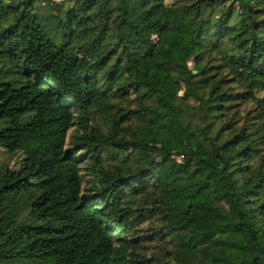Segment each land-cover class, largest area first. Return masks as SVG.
Returning <instances> with one entry per match:
<instances>
[{
	"label": "trees",
	"instance_id": "trees-1",
	"mask_svg": "<svg viewBox=\"0 0 264 264\" xmlns=\"http://www.w3.org/2000/svg\"><path fill=\"white\" fill-rule=\"evenodd\" d=\"M36 1L0 0V59L17 76L0 83V146L21 155L0 171V264H264V160L251 159L264 125V0H65L50 28ZM132 90L148 101L143 130L124 136L126 106L92 124L109 95ZM237 100H254L262 125H239ZM155 211L172 260L123 235Z\"/></svg>",
	"mask_w": 264,
	"mask_h": 264
},
{
	"label": "rangeland",
	"instance_id": "rangeland-1",
	"mask_svg": "<svg viewBox=\"0 0 264 264\" xmlns=\"http://www.w3.org/2000/svg\"><path fill=\"white\" fill-rule=\"evenodd\" d=\"M172 0H165L166 3H170ZM69 3L65 0H37L35 3L34 11L37 12L41 18L45 20V26L47 28L53 27L56 24V21L53 17L56 15L57 10L56 8H65ZM248 44L242 40H238L236 46L238 49L247 47ZM189 67L192 71L197 72L198 68L195 65L193 60L188 62ZM17 76L14 73V70H11V67L4 60L0 59V83L6 81H16ZM236 88V87H235ZM173 91L182 96L184 92V85L182 82H178L174 87ZM237 91H240L238 89ZM254 95L258 99H264V89H256L254 90ZM110 101L112 102V107L107 109H96L91 113L92 117V124L96 126H101L102 128H106L112 118V114H116L117 106L127 107L126 118L123 119L121 124L122 132L125 133L124 136L130 137L129 131L130 130H143L144 126L147 125L148 120V113L141 109L142 104H146V99L144 97H140L137 92L133 90L130 91L129 96L126 100H123V97H114L109 95ZM187 105V116L188 118L192 119L196 124L200 123V119L197 117L198 113V103L195 100H187L185 101ZM258 109L259 107L256 106V102L254 100H246L241 101L237 100L235 105H232L229 109V112H239L242 114L241 119L239 120V125H244L247 127L253 125H262V119L258 117ZM255 122V124H254ZM264 124V123H263ZM1 127V124H0ZM263 128V135L260 140H256L257 146L255 150L251 153V159L253 162H258L260 160H264V125ZM75 130L69 131L70 134L74 133ZM213 134H215L214 127L212 129ZM228 133H224L227 135ZM67 136V142L70 141V137ZM164 141H163V140ZM172 138L168 137L166 133L161 134L160 140L162 142H168ZM176 156V155H175ZM174 156V159H175ZM21 160V155L19 153L16 154H9L2 146H0V171L4 168H16ZM107 166H111L114 161L110 158L105 161ZM87 172V171H85ZM96 182V177L93 175H88L84 173L83 179V194L86 196L93 195L95 193L94 190H91V186ZM203 197L193 198L192 201L196 202L202 200ZM165 201L168 199L164 198ZM152 206V205H150ZM177 218V214L173 213L171 220H175ZM165 220L162 219V213L155 211L152 215L148 216L144 221L140 222L136 225H131L127 232H124L123 235H127V238L136 239L138 242H141L142 246L139 247L138 252L139 254H144L147 257L157 256L162 260H172V244L169 241L168 235H161L160 233H156L159 231L160 228L164 226ZM149 236V237H148ZM19 246V245H17ZM44 260H38L30 262L27 260H20L21 264H40L43 263ZM173 262V261H171Z\"/></svg>",
	"mask_w": 264,
	"mask_h": 264
},
{
	"label": "built area",
	"instance_id": "built-area-1",
	"mask_svg": "<svg viewBox=\"0 0 264 264\" xmlns=\"http://www.w3.org/2000/svg\"><path fill=\"white\" fill-rule=\"evenodd\" d=\"M154 37V36H153ZM175 159L178 161V162H181L182 160V157L180 155H176L175 156Z\"/></svg>",
	"mask_w": 264,
	"mask_h": 264
}]
</instances>
